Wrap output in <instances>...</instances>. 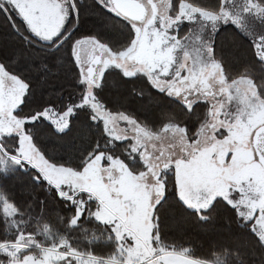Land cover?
Segmentation results:
<instances>
[{
	"label": "snow or ice",
	"instance_id": "snow-or-ice-1",
	"mask_svg": "<svg viewBox=\"0 0 264 264\" xmlns=\"http://www.w3.org/2000/svg\"><path fill=\"white\" fill-rule=\"evenodd\" d=\"M0 264H264V0H0Z\"/></svg>",
	"mask_w": 264,
	"mask_h": 264
},
{
	"label": "trees",
	"instance_id": "trees-1",
	"mask_svg": "<svg viewBox=\"0 0 264 264\" xmlns=\"http://www.w3.org/2000/svg\"><path fill=\"white\" fill-rule=\"evenodd\" d=\"M84 18V27L83 31H87L93 28V22L95 17L86 15ZM53 71H56L53 69ZM35 85V81H34ZM40 86L36 85V90L39 92ZM167 105L162 106L160 109H156V106L153 108L151 105H145L143 111L145 114H150V118L158 119L163 112H167ZM157 112V113H156ZM143 118V117H141ZM165 231L170 233L169 238H175L183 235L182 232H178L175 229L174 225H169L165 228ZM221 229L217 225L216 229L213 230L212 226H208L205 229H192L189 236H185L184 239L191 238L194 241L193 251L197 256L202 257H210L211 253L209 251L211 244L214 242L215 239H218L217 233H219Z\"/></svg>",
	"mask_w": 264,
	"mask_h": 264
},
{
	"label": "flooded vegetation",
	"instance_id": "flooded-vegetation-1",
	"mask_svg": "<svg viewBox=\"0 0 264 264\" xmlns=\"http://www.w3.org/2000/svg\"><path fill=\"white\" fill-rule=\"evenodd\" d=\"M166 108H167V111H168V110H169V109H168V106H167ZM202 111H203L202 108H201V109H198V112L202 113Z\"/></svg>",
	"mask_w": 264,
	"mask_h": 264
},
{
	"label": "rangeland",
	"instance_id": "rangeland-1",
	"mask_svg": "<svg viewBox=\"0 0 264 264\" xmlns=\"http://www.w3.org/2000/svg\"><path fill=\"white\" fill-rule=\"evenodd\" d=\"M153 108L155 107V105H151ZM157 113V112H156Z\"/></svg>",
	"mask_w": 264,
	"mask_h": 264
},
{
	"label": "bare ground",
	"instance_id": "bare-ground-1",
	"mask_svg": "<svg viewBox=\"0 0 264 264\" xmlns=\"http://www.w3.org/2000/svg\"><path fill=\"white\" fill-rule=\"evenodd\" d=\"M41 90V89H40Z\"/></svg>",
	"mask_w": 264,
	"mask_h": 264
}]
</instances>
